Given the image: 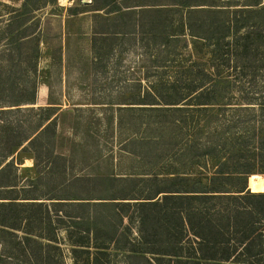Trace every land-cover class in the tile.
Returning <instances> with one entry per match:
<instances>
[{
	"label": "trees",
	"instance_id": "obj_1",
	"mask_svg": "<svg viewBox=\"0 0 264 264\" xmlns=\"http://www.w3.org/2000/svg\"><path fill=\"white\" fill-rule=\"evenodd\" d=\"M246 1L239 5V0H167L132 6L137 8L139 35L159 53L174 58L177 43L187 36L190 41L184 48L189 58L211 47L212 70H201L190 60L187 70L159 73L154 90L135 103L147 118L143 122L147 131L143 128L136 141L147 154H140V148L138 155L152 157L148 163L152 173L141 174L137 198L108 202L0 198L1 264H22L19 258L27 264H57L49 248L68 240L74 259L84 258L79 264H110L105 259L110 250L128 253L125 264L132 259L140 264H264V1ZM245 28L249 32L242 33ZM231 64L236 70L229 68ZM248 66L263 70H243ZM50 119L42 129L53 122ZM0 138L6 144L11 136L3 130ZM7 157L0 158L3 191L16 186L5 180L14 164L13 157L4 162ZM24 171L32 172L34 180L42 177L36 161ZM253 176L262 179L261 192L249 189ZM69 185L65 181L57 187ZM50 206L61 215V224L52 232L21 226L26 218L21 213L35 207L38 223H50ZM132 207L135 211L129 214ZM67 210L79 214L72 216ZM64 214L70 225L64 224ZM125 216L130 224L123 232L132 233L133 220L136 232L122 242L113 231L118 226L109 230L108 223ZM61 229L67 240L58 234Z\"/></svg>",
	"mask_w": 264,
	"mask_h": 264
},
{
	"label": "rangeland",
	"instance_id": "obj_2",
	"mask_svg": "<svg viewBox=\"0 0 264 264\" xmlns=\"http://www.w3.org/2000/svg\"><path fill=\"white\" fill-rule=\"evenodd\" d=\"M166 2L0 0V136L3 130L11 136L6 144L1 143L0 138V158L14 151L4 161L14 158L11 173L5 175V180L16 185L10 191L0 189V198L91 202L137 198L143 186L141 174L152 173L148 171L152 157L138 155L140 148V154H147L136 142L144 134L143 128L147 131L143 123L147 118L142 117L135 103L147 91L154 90L159 73L172 75L174 70H187L190 62H196L201 70H212L211 47L205 46L201 55L189 58L184 45L190 40L182 36L175 49L177 55L171 58L166 52L159 53L152 42L139 35L137 8L132 6ZM247 3L239 0L237 4ZM125 10L131 11L127 14ZM17 16L20 17L17 19ZM249 30L245 28L242 33ZM115 32L117 35H111ZM94 40L96 55L93 53ZM232 67L233 64L229 65ZM243 70L263 69L248 66ZM48 105L53 108H39ZM49 117L53 122L42 129ZM19 143L23 144L16 148ZM134 152L136 154H132ZM35 161L42 175L39 181L34 180L32 172L24 171V167H31ZM65 181L69 187H57ZM250 189L261 192L262 179L253 176ZM49 210L50 223H38L40 215L35 207L26 214L21 213L26 217L21 226L35 232L48 229L52 232L61 224V215L51 211L53 206ZM134 211V207L129 208V214ZM67 212L72 216L79 214L75 210ZM62 217L64 224L70 225V219L65 214ZM127 220L125 216L123 221L113 219L108 223L109 230L118 226L113 229L117 231L116 239L125 241L127 235L134 238L136 221L130 225L132 233L123 232L130 224ZM85 224L86 228L87 222ZM58 234L67 240L62 229ZM68 242L61 241L59 248H49L53 262H82L83 257L74 259L71 255ZM108 252L105 259L110 264L128 261L124 258L128 253ZM18 261L27 264L24 258ZM7 262L14 263L13 260ZM130 262L143 263L135 259Z\"/></svg>",
	"mask_w": 264,
	"mask_h": 264
},
{
	"label": "crops",
	"instance_id": "obj_3",
	"mask_svg": "<svg viewBox=\"0 0 264 264\" xmlns=\"http://www.w3.org/2000/svg\"><path fill=\"white\" fill-rule=\"evenodd\" d=\"M48 107H49V105H48ZM50 107H53V106H50Z\"/></svg>",
	"mask_w": 264,
	"mask_h": 264
},
{
	"label": "bare ground",
	"instance_id": "obj_4",
	"mask_svg": "<svg viewBox=\"0 0 264 264\" xmlns=\"http://www.w3.org/2000/svg\"><path fill=\"white\" fill-rule=\"evenodd\" d=\"M64 1V0H63Z\"/></svg>",
	"mask_w": 264,
	"mask_h": 264
},
{
	"label": "water",
	"instance_id": "obj_5",
	"mask_svg": "<svg viewBox=\"0 0 264 264\" xmlns=\"http://www.w3.org/2000/svg\"><path fill=\"white\" fill-rule=\"evenodd\" d=\"M250 189V188H249Z\"/></svg>",
	"mask_w": 264,
	"mask_h": 264
}]
</instances>
